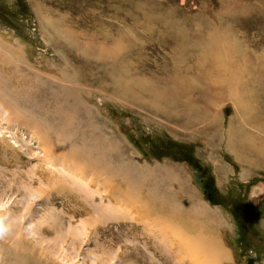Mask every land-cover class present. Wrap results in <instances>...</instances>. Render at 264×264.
Instances as JSON below:
<instances>
[{
  "label": "rangeland",
  "instance_id": "rangeland-1",
  "mask_svg": "<svg viewBox=\"0 0 264 264\" xmlns=\"http://www.w3.org/2000/svg\"><path fill=\"white\" fill-rule=\"evenodd\" d=\"M0 62L27 79H0V264H264V167L230 146L256 138L264 156V0H0ZM60 70L84 88L67 93ZM63 93L86 142L198 217L135 206L141 193L90 182L68 151L46 156L39 113Z\"/></svg>",
  "mask_w": 264,
  "mask_h": 264
},
{
  "label": "bare ground",
  "instance_id": "bare-ground-1",
  "mask_svg": "<svg viewBox=\"0 0 264 264\" xmlns=\"http://www.w3.org/2000/svg\"><path fill=\"white\" fill-rule=\"evenodd\" d=\"M1 62H0V79L1 80H5L6 79L7 82H9L8 80H10V81L12 80V78H9L10 77L9 75H12V76L14 75V80L15 79L17 80V78L19 76V78H21L19 80V82L22 81L21 83L23 84V87H24V83H25V79L26 78L24 77L23 73L20 71L22 73V75H20L19 72H18L19 69H17V67H15V66L13 67L14 69H11L10 68L11 65H9V64H8V66L7 65L1 66ZM19 66H20V64H19ZM23 67H25V66H23ZM117 67L116 68L113 67L114 68V71H115V74L120 75L122 69L120 70V68H117ZM118 70H120V71H118ZM46 71H47L46 69H44V70L39 69V72L37 71L38 73L36 75L37 76L36 79H38V81L40 83H44V82L46 83V82H48L49 78L52 77V76L48 75V73ZM80 72H82V71H80ZM80 72L78 71L79 74H80ZM123 72H125V71L123 70ZM1 73L3 74L4 77H1ZM110 73L114 74L113 71L110 72ZM29 74H31V73H29ZM32 74L35 77V72H33ZM33 75H31V76H33ZM80 75H83V74L81 73ZM80 75L77 76V78L80 81H83V82L86 81V77L84 78V75H83V77H80ZM129 75H130V73H129ZM56 76L58 77V79H56V77H55V79L57 80L56 82L59 83V85H61L62 87L67 88V93H71V92L74 93V90H75L73 88L74 86L76 88L77 87H83L84 88V84L76 80L73 72L67 74L66 72L60 70L59 73H58V75H56ZM28 78H30V77H28ZM40 85L42 87V85H44V84H38L37 83L35 85V87H34V90H32L33 93L36 94L35 97L37 96V98L38 97L39 98H43L44 95H45L44 92L40 93L41 92L40 91V88H41ZM102 85H103V83H102ZM42 89L45 90L44 88H42ZM52 92H56V91H52ZM52 92L51 93L48 92V93L49 94H52ZM29 94H30V92H29ZM55 94L56 93H53L51 97H53V95H55ZM64 94L65 93H63V96H64ZM61 95L62 94H60V96ZM56 96H58V94ZM63 96L61 98L62 101H63V103L61 104L59 102L61 104L60 107H52V106H50L48 104L49 107H45V109L43 108V110H40V113L39 114L41 116L46 117V119H47V122H45L44 124L50 126L51 128L50 129H47V127L45 125H42L39 121H38L39 123L37 124V126L35 125L37 127V130H38L37 132H41L40 133L41 135H38L36 133L38 136H40V137H38V138L36 137V138L45 147L44 148V151H45L46 156L49 157V155H51V150L54 149V148L57 149V150L60 149V150L68 151V154H70L72 160H74V161L79 160V161L83 162L84 166L83 167H78V169L82 172V174H85L83 172L84 169H88V172H92V175H91V178L92 179H91L90 182H94L92 180L93 179H96L98 177L100 179H106L107 182H108L107 185H109V187L112 188V189L115 186H117V185H121V186L126 187L125 189L127 191H129V192H133L135 194L136 193H141L143 195V197L141 196L142 197V199H141L142 201L139 200L138 202H133V204L135 206H139L138 204H140V207L142 206L143 209L146 208L147 210L154 209L155 208L157 210H161V211L170 213L171 216H174L178 220H183V221H187L190 218L192 219L194 217L195 218L198 217V212L200 211V208L197 209L196 211H193L191 213H188V215L185 216L186 214L185 215L182 214V212L180 211V208H178L176 206V204H174L175 203L174 200H176L179 195L176 196L175 194H171L170 193V194H168L169 196H164L163 194H161V192H159V189L161 187V184H159L158 182L154 181L155 177H151L149 175V173H148V172H150L149 170H140V169H138V170L135 171V168L132 167V166H131L130 170L127 169V166L126 167L121 166V165L115 166L114 163L112 162V159L109 156V153H108V151L111 152L114 149H111V148H109V149L107 148L108 150L106 148L104 149L102 147V145L99 146V144H101V143L96 142L95 140H93V142H86L84 140V136H82L80 134V132H78L76 130L77 128L75 129V127H76L75 124L77 123V119L76 118L79 115L77 109L76 108L71 109V108H68L66 106V104H68V102H69V98L72 97V96L69 97L68 94L65 95L64 97ZM77 96H78V94H77ZM32 97H34V96H32ZM53 98H55V96ZM58 98H60V97L58 96ZM47 101H49V100H47ZM51 101H52V99H51ZM45 102H46L45 100H44V102H42L43 105L45 104ZM74 102H73V104L75 105ZM237 102L239 103L238 105H241V107L243 106V103L242 102H240V101H237ZM59 103H55V104H59ZM68 105H70V104H68ZM242 108L244 109L243 110L244 111V115H245L244 119L245 118H248L250 116V114H251V111H248V109H253L251 107V105H250V99L245 102V104H244V106ZM74 112L76 113V115L77 114L78 115L75 116ZM78 118H79V116H78ZM254 118H256V117H254ZM257 119H258V117H257ZM37 120H35V122H37ZM41 122H43V121H41ZM50 122H53L54 123L53 126L50 125V124H48ZM82 122H83V120H82ZM245 127H247V126H245ZM251 128H254V127H251ZM59 129H61V131ZM55 130H58V131L55 132ZM79 130H81V129H79ZM90 131H92V130H90ZM90 131H88V132H90ZM231 133H233V132H231ZM257 133H259V132H257ZM84 135H86V134H84ZM85 137L87 138V135ZM252 137H254V136H252ZM257 137H258V135H257ZM88 138H89V136H88ZM253 140H254L255 144L258 141V139H256V138H254ZM235 142H236V139H235L234 142L232 141V143L230 144L231 151L237 150V152H236V154H237L236 158H238L239 161H240V159L241 160H245V159L248 158L249 161L252 162V165L264 167V156L261 155V150H260V149H262L261 146H259L257 144L256 145L255 144L254 145L247 144L245 146V148H244V151H243V149L237 145L238 142L237 143H235ZM53 143L55 145L57 144V146H54ZM108 145L111 146V147H114V145L111 144V143H109ZM51 147H53V148H51ZM57 147H59V148H57ZM262 157H263V159H262ZM167 175H168V173H167ZM83 176H85V175H83ZM169 179H171V178H169ZM169 179H167V180H169ZM181 187L182 188H185L184 186H181ZM203 214H205L206 217H207V212L204 211L201 215L204 216ZM201 215L199 216V218L200 217L202 218ZM197 249H199V248H197ZM193 251H194V249H193ZM13 256H14V253H13ZM215 256H217V255H215ZM215 256H214V258H215ZM216 258H215V260H216ZM194 259H197V256L194 257ZM28 263L31 264L32 262L29 261ZM214 264H218L217 261Z\"/></svg>",
  "mask_w": 264,
  "mask_h": 264
},
{
  "label": "flooded vegetation",
  "instance_id": "flooded-vegetation-1",
  "mask_svg": "<svg viewBox=\"0 0 264 264\" xmlns=\"http://www.w3.org/2000/svg\"><path fill=\"white\" fill-rule=\"evenodd\" d=\"M247 205V204H246ZM242 217V216H241ZM243 221H245V220H243ZM244 223H246V222H244ZM248 224V223H247ZM258 237V239H260L259 240V243H260V248H263L264 249V239L262 238V237H259V236H257ZM251 240L253 241V239L251 238ZM253 243V242H252ZM253 253V252H252ZM251 256V255H250ZM257 258L258 259H255V261L256 260H260V257L257 255ZM250 259H251V257L249 258V261H250ZM255 261H254V264H255ZM249 264V263H248Z\"/></svg>",
  "mask_w": 264,
  "mask_h": 264
},
{
  "label": "water",
  "instance_id": "water-1",
  "mask_svg": "<svg viewBox=\"0 0 264 264\" xmlns=\"http://www.w3.org/2000/svg\"><path fill=\"white\" fill-rule=\"evenodd\" d=\"M197 164V163H196ZM205 174V173H204ZM196 180H197V182H198V180H199V175H196ZM250 255H251V259H250V261H249V264H254V261H255V259H258L257 258V255L256 254H254V253H252V252H250Z\"/></svg>",
  "mask_w": 264,
  "mask_h": 264
}]
</instances>
